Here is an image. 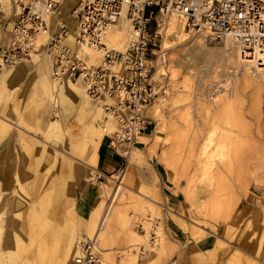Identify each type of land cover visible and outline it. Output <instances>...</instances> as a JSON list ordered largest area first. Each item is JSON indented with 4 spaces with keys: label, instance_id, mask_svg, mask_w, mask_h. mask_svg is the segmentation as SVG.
Masks as SVG:
<instances>
[{
    "label": "rangeland",
    "instance_id": "obj_1",
    "mask_svg": "<svg viewBox=\"0 0 264 264\" xmlns=\"http://www.w3.org/2000/svg\"><path fill=\"white\" fill-rule=\"evenodd\" d=\"M26 1L0 0V44L8 40L9 24ZM180 30L179 38L169 35L167 21L155 39L152 83L159 95L147 108L154 131L146 133L155 138L145 139L142 159L134 145L122 170L110 174L84 164L90 158L85 142L75 152L69 149L68 130L82 133L91 115L80 116L74 103L52 107L44 74L38 75L47 62L52 78L49 55L23 60L22 75H0V264H78L79 243L94 239L82 218L102 199L103 184L110 188L112 211L96 239L92 264H129V257L136 264H172L187 253L193 264H264V84L242 85L246 62L238 61L235 46L223 52L224 42ZM83 54L91 65L103 55L95 61ZM249 74L259 79L254 68ZM224 93L229 99L219 105ZM90 98L93 104L100 100ZM106 105L98 127L112 115ZM47 118L60 124L48 135L43 134ZM213 128L225 138V130L233 135L226 138L233 167H214L207 175L197 155ZM113 136H105V142ZM251 157L254 169L247 166ZM76 166L85 172L74 189ZM122 175L124 188L118 189ZM88 184L98 198L83 208L81 192Z\"/></svg>",
    "mask_w": 264,
    "mask_h": 264
},
{
    "label": "built area",
    "instance_id": "obj_2",
    "mask_svg": "<svg viewBox=\"0 0 264 264\" xmlns=\"http://www.w3.org/2000/svg\"><path fill=\"white\" fill-rule=\"evenodd\" d=\"M68 1L73 2V29L61 17ZM174 15L189 32L215 42L231 39L244 60L264 66V0H27L9 24L8 40L0 44V68L44 53L52 59L55 79L81 80L93 99L117 97L106 106L121 125L110 144L120 147L125 158L138 133L148 129L145 112L159 95L152 83L155 39L165 20ZM123 17L131 22V41L124 51L106 50L103 35ZM71 35L74 47L67 43ZM83 45L105 49L101 64H87ZM95 246L94 239L82 241L84 255L77 263L96 261Z\"/></svg>",
    "mask_w": 264,
    "mask_h": 264
},
{
    "label": "bare ground",
    "instance_id": "obj_3",
    "mask_svg": "<svg viewBox=\"0 0 264 264\" xmlns=\"http://www.w3.org/2000/svg\"><path fill=\"white\" fill-rule=\"evenodd\" d=\"M62 12H63V9H62ZM62 12H61V17L64 18V16L62 15ZM68 16L70 19L73 20L71 14H70V11L68 13ZM52 20L54 21V19H52ZM167 21H168V33H169V35L171 34L175 38H179V34L181 33L180 32L181 28L183 30L187 31L188 33H192V32H189L187 29L184 28V25L181 22V20L175 15L167 18L163 25H165V23ZM69 25H70L71 29L74 28V24L73 25L69 24ZM179 25L181 26V28L179 27ZM199 35L206 37L203 34H199ZM40 38L42 40L43 37H39L38 40H40ZM69 38L72 42L74 41V43L71 45L74 47L76 45V42L74 40V35H71ZM131 39H132L131 22L128 18L123 17L118 23L110 26L109 29L105 32V34L103 35V44H104L106 50H122V51H124L127 48L128 43L131 41ZM223 42L225 44L224 48H223L224 49L223 52H225L227 50V47H231V46L234 47V41H232L231 39H227ZM80 49L84 50L83 52H88L89 54H91V56H92L91 58H93L95 61H96V59L99 58L100 55L103 54L99 64H101L103 59L106 57L105 49L98 48L94 45H83L82 48H80ZM238 54H239V56H237L238 61L246 62L244 64L246 69L244 71V75H243L244 77H243L242 85L243 84L245 85L246 83L247 84L248 83H250V84L255 83L256 86H259L260 83L264 84V66L263 67L259 66L255 60L254 61L244 60L241 57L239 51H238ZM85 57H86L87 64L92 66L91 64H89L86 55H85ZM21 61L25 62L23 60H21ZM21 61H19L14 66H11V67H14V70H12V71H5L6 69H4V67L0 68V75L2 77H4L5 79H10V78L12 79L14 76L19 75L20 72L25 67V64L22 63ZM99 64H97V65H99ZM253 68H254V71L256 72V74L258 75L257 77L259 79H257V80L256 79L253 80L252 79L253 77H251V74H249L250 72L253 73ZM60 81L61 80L55 79L53 77V75L51 78L50 73H49V68H48V71H46L43 75V86L45 87V89L47 91V94H48L50 101L52 100V103H51L52 107L55 108L56 106H59L60 104L62 106H65V105H70V104L74 103L75 109L77 110L76 113H78V114H80V113L81 114L82 113L88 114L89 113L91 115V118L85 123L84 127L82 128V133H81V131L77 132V131H73V130H68V135H67V139H68L67 143L69 144L68 147L70 150L75 152L79 148V145L81 146V143L85 142L86 143L85 145L87 148V154H88V157H90V158L87 160L88 163L84 162V164H86L88 166V168L91 167L93 169H97L96 167H97L98 149L102 143V140L107 135L114 134V136H116L119 132H121V125H120V122L118 121L117 117L111 111L110 112L112 115H109L107 117L108 118L107 121H104L101 124L99 123L100 124L99 127L95 125V122L99 121L101 119L102 113L104 112L103 105H106L108 103L117 102L118 99L116 100L117 97H109V96L105 95V96L100 98L98 103L93 104L91 101V98L88 95L86 88L83 85L81 80H74L73 81L71 79L65 78L62 80V81H65L63 84H60L62 82V81L61 82ZM55 88L59 89L58 93L55 92ZM225 95H226V93H224V96L222 95V97L219 99V103H220L219 105H224L225 102L229 99ZM81 114H80V116H81ZM158 115H159V113H158ZM145 116L149 120V116L147 115V110L145 112ZM159 116H161V115H159ZM77 117H79V116H77ZM59 125L60 124H58L57 122H53L52 120H49L47 118L46 119V125H45V128L43 130V134H46V135L50 134L53 130L58 129ZM214 125H213V127H214ZM0 126H2L1 122H0ZM219 129H220V127H219ZM219 129L213 128V131H211L210 134L207 135V137L204 139V141L202 142V144L200 146L199 155H197L199 157L198 164L200 167L203 168L205 174H207V175H209L210 170L214 167L223 168L226 166L227 167L232 166V164H233L231 159H230V154H231L229 151L230 146L227 143L228 140L226 139V138H228L227 136H231L232 134L228 135L229 132L225 130L224 132L227 135L225 138V137H223V134H221V135L218 134ZM155 132H157V131L155 130ZM144 133H145V131L138 133V135H137V137H136V139L132 145V148L135 145V151H134L135 155L137 157L139 156L141 159H142V146L145 144V141L147 140V138H145L142 135ZM217 135H220V136L218 137ZM237 135H239V133ZM137 138L139 139V141L136 143ZM229 141H230V139H229ZM262 141H263V138H262ZM39 147H40L41 152H43V153L46 152L49 156H56L57 155V152L53 151L49 146H39ZM250 148H251V146H250ZM125 153H128V151ZM125 153H124V155H125ZM59 157H61V155ZM63 157H64L63 160H65V163H67L69 160L67 159L66 156H63ZM252 158H254V157H251V159H249V161L247 162V166L249 169H254L256 166V163L253 161ZM76 167H77L76 172L78 173V174L76 173V175L78 176V178L76 179L75 187L80 184L81 178L84 176V172H85L84 169L83 168L81 169L80 166H76ZM124 172H125V169L123 170L122 174ZM110 178H112V177H110ZM123 180H124L123 175L120 176L119 179L117 180V184H116L117 186L116 187L118 189H120L122 187L124 188ZM102 187H103V189L101 191L102 199L90 211V213H88L87 216L84 215L82 218V221H83L82 224H85L86 226H88L89 232L92 236H94L95 241H96V239H99L101 237V235L106 231L105 226L109 225V221L111 218V211H112V208H110L109 205H107V198L109 197V194H110V188L107 187V184H103ZM70 208H72V207H70ZM70 213L72 216H74L75 211L72 210V211H70ZM260 225H261V223H260ZM86 239H88V238H86ZM86 239H83L82 241H84ZM82 241L79 243V254L76 257V262L79 261V260H77V258L82 257L84 255V252H83L82 247H81ZM221 245H222V243L219 244V246H221ZM74 249H75V247H74ZM152 249L153 248H151V251H150L151 253H153L152 251H154V249L153 250ZM94 252H97L96 248L94 249ZM236 256L240 257L242 255L236 254ZM129 258L131 260V261L129 260L130 261V262H128L129 264H136L135 257H133L132 259H131V257H129ZM244 261H246V260H244ZM253 263H254V261L251 264H253ZM82 264H89V263L84 262ZM246 264H248V263H246Z\"/></svg>",
    "mask_w": 264,
    "mask_h": 264
},
{
    "label": "crops",
    "instance_id": "obj_4",
    "mask_svg": "<svg viewBox=\"0 0 264 264\" xmlns=\"http://www.w3.org/2000/svg\"><path fill=\"white\" fill-rule=\"evenodd\" d=\"M72 6H73V2L72 1L67 2L64 5V7H63V12H62V15L64 16V18L71 25L74 24V20L69 18L68 13H69V11H70ZM22 63H24L26 66L24 67V70L22 71V73H20V75H22L25 72L26 68H27L26 61L22 62ZM48 68H50V64L47 63V62L43 63L39 67V70H38L39 77L41 75H43L46 71H48ZM64 82L65 81H62L60 84H63ZM152 125H153V120L151 118H149L148 129L143 134L145 136V138L153 135L152 133H153L154 130L152 131ZM148 131H152V133L151 134H146ZM153 137H154V135H153ZM106 138L107 137H105L102 140V143H101V145H100V147L98 149L97 167L96 168H98L100 170V172L103 173V174H110V173H113L115 171L120 170L123 167V165H124V157H123V153L121 151H119L120 147L119 148L118 147L115 148V147H113L110 144V141L109 142H105ZM134 167H137V165H133V168ZM81 180H82V178H81ZM80 183H81V181H80ZM126 183L128 185L127 180H126ZM128 186L130 187V185H128ZM75 188L76 187H74V189ZM97 198H98L97 195L95 194L93 189H90V185L88 184L87 186L84 187L83 191L81 192V199H82L81 206L83 208H87L88 206H92ZM170 199H171V202H170L171 204H176L177 203L176 197L171 196ZM172 264H193V262L190 259V255H188V253H187V254H184V255H179L178 258Z\"/></svg>",
    "mask_w": 264,
    "mask_h": 264
}]
</instances>
